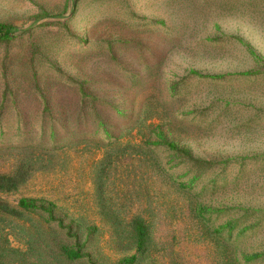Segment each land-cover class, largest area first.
<instances>
[{"label": "rangeland", "instance_id": "rangeland-1", "mask_svg": "<svg viewBox=\"0 0 264 264\" xmlns=\"http://www.w3.org/2000/svg\"><path fill=\"white\" fill-rule=\"evenodd\" d=\"M0 23V264H264V0Z\"/></svg>", "mask_w": 264, "mask_h": 264}, {"label": "trees", "instance_id": "trees-1", "mask_svg": "<svg viewBox=\"0 0 264 264\" xmlns=\"http://www.w3.org/2000/svg\"><path fill=\"white\" fill-rule=\"evenodd\" d=\"M16 33V29L8 24L0 23V40L9 41L14 38V34ZM21 205H24V201H22ZM72 256V254H71ZM76 256V254H73Z\"/></svg>", "mask_w": 264, "mask_h": 264}]
</instances>
